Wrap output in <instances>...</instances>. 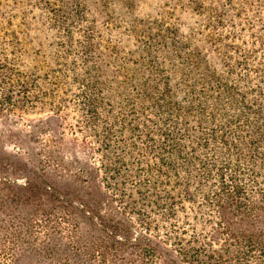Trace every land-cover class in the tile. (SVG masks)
Masks as SVG:
<instances>
[{"label":"rangeland","instance_id":"1","mask_svg":"<svg viewBox=\"0 0 264 264\" xmlns=\"http://www.w3.org/2000/svg\"><path fill=\"white\" fill-rule=\"evenodd\" d=\"M63 1L68 0H0V200L16 189L52 186L60 207L43 211L37 203H44L45 195L28 192L15 218L0 213V225L9 221L6 227L29 231L12 247L17 264H180L173 225L190 239V205L178 208L176 222L166 212L156 214L151 231L139 232L157 255L140 259L133 240H107L109 249L102 251L96 232L84 236L88 224L99 229L92 214L84 216L89 201L101 202L106 192L101 187L98 195L94 186L95 179V185L103 184L100 150L85 131L82 90L74 73L88 77V69L91 76L107 78L121 67L130 73L144 68L138 75L170 78L173 86L175 40L202 51L220 73V53L230 47L228 57L236 66L232 82L238 77L239 88L251 96L259 86L264 92V0H78L77 8ZM60 9L69 15L67 25L54 21ZM3 77H24L31 94L23 98L13 87L12 101L5 99ZM114 207L125 212L120 203Z\"/></svg>","mask_w":264,"mask_h":264},{"label":"trees","instance_id":"2","mask_svg":"<svg viewBox=\"0 0 264 264\" xmlns=\"http://www.w3.org/2000/svg\"><path fill=\"white\" fill-rule=\"evenodd\" d=\"M68 1L75 8L81 6L78 0ZM68 1L62 5L67 7ZM81 10H76L78 16ZM64 12L54 13L57 25L68 24ZM218 20L223 22L220 16ZM173 42V86L170 78L145 79L144 68L130 75L121 67L107 78L91 76L88 69V77L74 73L82 90L85 131L100 150L98 173L103 184L95 185V179L94 186L98 195L101 187L106 192L101 202L89 201L90 211L84 212L86 217L92 214L99 229L88 224L83 234L96 232L95 243L102 251L109 249L104 245L107 240H133L140 259L157 255L149 239L138 238L139 232L151 231L156 214L166 212V218L176 222L178 208L190 205L186 221L194 223L190 239L173 225L180 264H249L254 257L255 264H264L263 89L259 86L251 96L239 88L237 76L232 82L236 66L228 57L230 47L224 46L220 53V73L199 49ZM150 72L158 73L157 67ZM2 82L10 102L13 87L23 98L33 90L24 77H3ZM16 190L0 200V213L10 219L37 192L46 198L38 208L60 211L52 186L44 191ZM118 203L124 213L115 209ZM8 223L0 225V264H17L12 247L21 244L20 237H28L29 231L25 228L23 233L13 224L10 229Z\"/></svg>","mask_w":264,"mask_h":264}]
</instances>
